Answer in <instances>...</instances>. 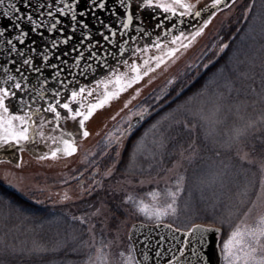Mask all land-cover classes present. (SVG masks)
Listing matches in <instances>:
<instances>
[{
  "label": "snow or ice",
  "instance_id": "6c2138e0",
  "mask_svg": "<svg viewBox=\"0 0 264 264\" xmlns=\"http://www.w3.org/2000/svg\"><path fill=\"white\" fill-rule=\"evenodd\" d=\"M82 2L83 0H56L55 5L52 0H48L47 3L38 2L33 10L36 13L35 17L32 13L21 12L15 3L8 5L11 12L5 9L4 16L12 20L14 27L20 31L12 38H7L6 30L0 29V38H4L3 43L10 46L7 48L8 55L5 59L9 64H18L14 69L16 74H12L13 69L3 66L4 75L0 79V149L17 148L23 152L28 144L35 145L38 142L47 144L51 141L53 145L61 146L50 148L39 157L40 160L57 161L72 157L78 150L77 137L90 136L86 122L98 109H102L133 85L139 84L162 65H166L170 60L174 61L181 49L190 48L196 38L203 34L217 11L230 8L236 0H231V3H228V0H211V3L203 7H198L199 0H196V3H192V0H135L137 12L150 11L154 19L157 12L163 16V19L154 25L152 32L137 26L134 29L135 35L130 29L134 19L139 18L143 23L142 16L137 17L132 11L133 0H118L119 7L123 10V18L118 17L117 23L122 27L117 30L112 24H105L100 20L108 34L99 31L97 33L99 39L93 36L89 25L82 23L78 16L87 15V8L93 5L104 10L107 0H100L99 3L97 0H91L85 11L78 12V6ZM3 4L4 0H0V5ZM255 6L256 0H251L245 12V20ZM24 7H31V0H25ZM45 8L48 9L46 13L42 11ZM111 14L116 15L115 7ZM205 14L208 15L207 19L203 18ZM64 17L68 18L71 25V35H67L68 25L60 27L61 18ZM169 18H172L170 27L165 24ZM261 20L264 22V13L261 14ZM16 21L27 23L32 32L41 36L43 33L38 31L40 29H46L49 33H65L63 39L51 38L47 43L51 49H58L61 45H70V48L60 55H56L48 47L38 51L32 44L28 46L29 51L21 50L17 48L14 40L23 45L29 32L23 30L21 24ZM186 23L192 28L187 33L183 27ZM77 33L80 39L73 42ZM153 35L155 39L142 42L144 37L150 38ZM227 48V43L221 45V51ZM153 51L155 54H152ZM12 54L16 55V59H10ZM53 56L56 62H52ZM46 70L51 71L50 77L45 75ZM33 73L36 74L35 83H30V75ZM82 78L88 82L82 84ZM92 81L95 83L89 87ZM176 84L177 80L170 79L164 94L158 99L164 100L170 94L168 89ZM139 95L140 92L137 91L133 99ZM13 102L16 105V112L11 111ZM130 103L131 101H128L125 107ZM151 114L147 107L132 112L122 124L107 134L105 148L113 153L114 163L105 171L103 177L112 175L115 165L120 162L123 142ZM68 120L78 121L76 132H69L63 127ZM156 127L157 125H152L153 129ZM183 127L187 128V124ZM233 132L232 140L235 143L242 144L251 137L259 142V151L264 153V116L259 120H247ZM140 147V142H137L134 154ZM161 147H164L163 142ZM255 151L256 143L252 144L251 152L243 147L236 151L241 165H255L260 174L259 181L258 184L250 181L240 194L238 202L229 206L216 218L215 222L221 227L211 228L194 224L182 231L173 228L171 223H163L170 215L175 216L178 211L179 198L184 191V177L178 175L175 177L174 185L166 186L162 192L152 193L154 203L151 207L134 195L127 194L125 202L132 205L136 213L143 214L146 220L153 223L151 226L144 223L132 225L127 235L126 246L117 245L115 238H107L103 229L98 241L94 231L95 224H89L84 216H73V220L88 225V239L81 240L71 251L77 255H80L84 248L88 251L84 253L85 259L82 262L65 261L64 264H153V261L154 264H213L208 237L212 233L219 237L221 228H227L229 232L222 245L219 243L216 245L218 256L216 264H264V156H253L252 153ZM188 158H191V154ZM97 175L99 170L93 175L91 186L80 180L83 172L73 179L81 185L83 192L91 195L93 191L103 186V179H96ZM252 175L255 177L256 173L253 172ZM65 183L69 181L65 180ZM63 199L69 200L71 197L65 192ZM0 202L10 209L14 207L13 200L5 195H0ZM161 227L172 233L171 240L174 243H171L167 250L164 248L163 238L151 243L150 232L153 228ZM145 228L149 229V234L144 233ZM137 234H144V239L139 240ZM77 239L73 237V242ZM68 243L60 242L51 249L34 244L27 250L5 244L0 246V264H12L10 257L22 255L42 261L45 254L66 249ZM138 243L144 247L138 248ZM119 247H123V250L113 252V248ZM153 252L154 256L150 254ZM165 257H168L167 260Z\"/></svg>",
  "mask_w": 264,
  "mask_h": 264
},
{
  "label": "trees",
  "instance_id": "16d2710c",
  "mask_svg": "<svg viewBox=\"0 0 264 264\" xmlns=\"http://www.w3.org/2000/svg\"><path fill=\"white\" fill-rule=\"evenodd\" d=\"M250 4L251 0H247L241 13L246 12ZM262 13L264 0H256V6L248 14V19H244V13L230 33L223 35V42L228 44V48L204 71L192 75L193 78L189 76V83L182 85L179 92H171L169 96L174 95L171 101L148 118L141 134L138 132L130 140L124 141L117 177L134 181L162 179L180 166L184 191L179 198L177 217H180L183 225L196 217L191 221L220 226L215 222L220 212H215V216L206 214L205 205H197L195 199L196 186L210 171H227L228 182L240 178L244 184L250 181L258 184V169L255 165H241L236 151L243 147L251 152L252 144L256 143L257 151L252 153L253 156H264L259 151V142L250 137L242 144H237L232 137L233 130L247 120H259L264 116ZM184 124H187V128L183 127ZM152 125L157 127L153 129ZM137 142H140L141 147L134 154ZM161 142L164 147H161ZM190 154L191 158H188ZM253 172L256 173L255 177ZM0 195L14 202L11 209L0 202V246L14 245L17 249L27 250L37 244L51 249L60 242H69L66 249L49 252L42 261L22 255L10 257L12 264L82 262L88 250L84 248L77 255L71 249L78 246L81 240L88 239V225H82L72 217L84 216L89 224H95L98 241L101 229L107 232L114 225V221L106 225L100 217H95L99 214L100 203L104 201L117 220L123 218L121 208L115 203L117 200H111L107 195L98 194L60 207L37 205L16 193L8 192L1 184ZM223 195L226 196V193L223 192ZM226 210L223 208L222 213ZM208 217H214V220ZM104 234L112 239V236ZM73 237L78 239L73 242Z\"/></svg>",
  "mask_w": 264,
  "mask_h": 264
},
{
  "label": "rangeland",
  "instance_id": "374dc122",
  "mask_svg": "<svg viewBox=\"0 0 264 264\" xmlns=\"http://www.w3.org/2000/svg\"><path fill=\"white\" fill-rule=\"evenodd\" d=\"M203 1L205 0H199V4ZM246 1L236 0L230 8L217 11L212 22L204 29L203 34L196 38L190 48L181 49L174 61L170 60L166 65H162L155 73L122 92L118 98L111 100L102 109H98L93 117L86 122L90 136L88 138L77 137L78 150L72 157L61 158L57 161L40 160L39 157L43 154L32 151L22 152L18 163L13 161L0 162V184H9L16 194L40 206H69L98 194L107 195L111 200H117L115 203L121 208L123 218L117 220L104 201L100 203L99 214L95 217H100L106 225L112 224L114 221L112 229L107 232L104 231V233L115 238L117 245L126 246L128 244L127 235L133 224L152 225L153 223L146 220L143 214L136 213L133 206L125 202L127 194L134 195L151 207L154 203L152 193L162 192L166 186L174 185L175 177L181 175L180 166L172 169L171 173L162 179L134 181L130 178L116 176L119 162L115 165L110 177H103L105 171L114 163L113 153L105 148L107 134L122 124L132 112L147 107L154 114L170 102L174 95H167L165 99L169 97V100L165 102V99H158L164 94L170 79L177 80V84L171 86L168 92H179L183 88L182 85L189 83L190 77L193 78L192 75H197L209 67L222 52L223 35H228L230 30L236 26L239 18L245 13V11L241 13V9L245 7ZM192 3H196V0H192ZM152 54L155 52L153 51ZM137 91L140 92V95L133 99ZM128 101L131 103L125 107ZM70 127L71 129L77 128L78 123ZM142 131L143 125L125 140H130L136 133L141 134ZM59 146L61 145H46L48 150ZM124 147L125 143L123 142L121 157ZM111 158L113 160L108 164L107 161ZM97 170H99V175L96 176V179H103V186L88 195L83 192L81 185L73 177L80 176V173L83 172L80 180L91 186L92 177L97 173ZM221 173L220 170H217V173L214 170L210 171L195 188L196 204L201 205L203 203L206 214L208 213L210 216H215L217 211L221 215L223 208L234 205L245 190L243 188L249 185L244 184L240 178L231 179L228 182L227 171L222 173L224 177L221 176ZM65 180L69 183H65ZM65 192L71 199H63ZM223 192L226 193V196L223 195ZM177 215L178 211L175 216L170 215L163 223H171L174 228H179L182 231L194 224H199L194 220L191 221V219L196 218L192 217L183 225V221ZM208 218L214 220V217ZM227 236L220 235L219 244L222 245ZM119 250H123V247L113 248V252Z\"/></svg>",
  "mask_w": 264,
  "mask_h": 264
},
{
  "label": "water",
  "instance_id": "95a60500",
  "mask_svg": "<svg viewBox=\"0 0 264 264\" xmlns=\"http://www.w3.org/2000/svg\"><path fill=\"white\" fill-rule=\"evenodd\" d=\"M38 2L39 3H47L48 1L47 0H31V7L25 8L24 7L25 0H4V4L0 5V29L6 30V37L7 38H12L16 34H18L20 31V29H16L14 27L12 20H9L7 17L4 16V11H5V9H8L9 3H15L17 5V7H19L21 9V12H23V13H32L33 10L36 8V5ZM99 2H100V0H97V3H99ZM134 2H135V0H133L132 11L134 13H136V5ZM52 3H54V5H55V1L52 0ZM90 3H91V0H83V2L78 6L77 11L78 12L85 11L86 6L89 5ZM209 3H211L210 0H207V1L205 0V1H203V3H201L202 5L199 4L198 7H203ZM228 3H231V0H228ZM114 7L116 9V15L111 14L112 9ZM8 10L10 12L12 11L11 9H8ZM53 10H54V8H53ZM42 11L45 12V11H48V9L45 8ZM88 16H90V18H87ZM136 16H137V14H136ZM118 17L123 18V10L119 7L118 0H107V4H106V7L104 10H100V9L96 8L95 5H93L92 7L87 8V15L79 18V20L82 21V23H87L89 25V27L91 28L92 33L95 35V38H99L97 35V33L99 31H104L105 34H108L106 29L103 27V25L100 24V20H103L105 22V24H112L113 27H115L117 30H120V28L122 26L117 23ZM203 18L207 19L208 15L205 14ZM61 19L65 20L64 18H61ZM186 20H187V18H186ZM16 23H20L21 28L23 30L29 32V36L26 38L25 43L23 45L19 44L17 41L14 40V43L17 44V48H19L21 50H24L26 52L29 51L28 46L30 44H32L34 47L37 48L38 51H42L44 47H48L51 51H54L56 53V55H60L63 51L68 50L70 48V45H68V46L61 45L60 48H58V49H51L50 44L47 43V40L51 39V38L59 37L60 39H63L65 33H61V32L49 33V32H47L46 29H40L38 31L43 33V36H41L38 33L32 32L30 26L27 23H24L23 21H16ZM65 25H67V24H63V26H65ZM135 25H136V19H134V23H133L130 30H133ZM183 26H184L186 33L192 30V28L187 23ZM77 27L79 28L80 26L77 25ZM67 35H71V25L70 26L68 25ZM78 38H79V33H77V35L73 38V40H76V39L78 40ZM3 40H4V38H0V79H2L3 75H4L3 70H1V68H3V66H7V67L13 69L12 74H16L14 72V69L16 66H18V64L17 65L9 64L8 60L5 59V56L8 55L7 48H9L10 46L3 43ZM33 42H35V43L33 44ZM10 59H16V55L12 54ZM52 62H56L55 56L52 57ZM122 70H123V68L121 69V71ZM47 73L49 75H51L50 70H47ZM33 78H34V76H33ZM94 83H95V81H92V83H90V84L93 85ZM76 123H78V121H76V122L70 121L69 125H66L65 129L69 132H73V133L76 132L78 130V127L72 128V129L70 127ZM49 144L51 145L52 143H49ZM46 145H48V143ZM46 145H43L42 147H45L46 149H48L46 147ZM18 157H19V155H18V149L17 148L0 149V160H9V161H13L14 163H16L19 159ZM3 187L9 192H14L13 188L9 184L3 185ZM136 224H141V223H136ZM149 226H151V225H149ZM204 227H208V226H204ZM211 228H214V227H211ZM144 233L149 234V229L145 228ZM177 235H179V234H177ZM150 236H151V243H155L156 240H160L161 238H163L165 250H167V248L169 247V245L171 243H174V241L171 240L172 233L168 229L163 228V227H161L159 229L153 228L152 231L150 232ZM137 237L139 240H143L144 234H137ZM208 240H209L208 247H209L210 256H211V259L213 261V264H216V261L218 260L217 248H216V245L218 244V237L216 236L215 233H212L209 235ZM137 247L142 248V247H144V245L138 243ZM150 254L154 256V252L150 253ZM167 258L168 257H165V260H167ZM153 264H154V261H153Z\"/></svg>",
  "mask_w": 264,
  "mask_h": 264
},
{
  "label": "flooded vegetation",
  "instance_id": "af4514ba",
  "mask_svg": "<svg viewBox=\"0 0 264 264\" xmlns=\"http://www.w3.org/2000/svg\"><path fill=\"white\" fill-rule=\"evenodd\" d=\"M47 1H48V0H47ZM53 1L56 2V0H53ZM134 3H135V2H134ZM53 4H54V3H53ZM135 5H136V4H135ZM53 11H54V10H53ZM46 12H47V11H45V13H46ZM32 14L34 15V17L36 16V13H35L34 11L32 12ZM136 14H137V17L142 16L143 23H141V20H140L139 18H137V19H136V25H135V27H137V26H139V27H144V28H146L147 31H149V32H152V31H153V29H154V25L157 23L158 20H162V19H163V16H161L159 12L156 13V19L153 18V13H151L150 11H144V12H142V13H139V12H137V10H136ZM79 18H81V17L78 16V19H79ZM85 18H86V17H85ZM87 18H90V16H88ZM64 19H65V20H62V24H61L60 27H63V24H67V25L70 26L69 20H68L66 17H64ZM171 22H172V18H169V20H166V21H165L166 26H169V27H170ZM97 27H98V26H97ZM135 27H134V29H135ZM183 27H184V26H183ZM134 29H133V30H130V31L132 32L133 35H135V31H134ZM92 34H93V33H92ZM93 36L95 37L94 34H93ZM79 39H80V37L78 38V40H77V39H76V40H73V42H78ZM97 39H99V38H97ZM149 39H155V36L153 35V36L150 37V38H149V37H144V40H143L142 42H146V41L149 40ZM101 42L104 43L103 41H101ZM105 46H106V47H109L108 45H105ZM1 70H3V68H1ZM26 74H27V73H26ZM45 75L50 76V75L47 73V70H46V72H45ZM33 76H34V78H33ZM35 76H36L35 73H33V74L30 75V83H35ZM87 82H88L87 80H85V79H83V78L81 79V83H82V84H83V83H87ZM91 86H92V85L89 84V87H91ZM11 111H12V112H16V111H17V109H16V105H15V102H13V105H12ZM21 114H22V113H21ZM70 121H71V120H68L66 123H64V124H63V127L65 128L66 125H69ZM49 143H51V141H49L48 144H49ZM43 145H46V144H44V143H40V142H38V143L35 144V145H33V144H28V145H26V150H25V151H34V152H36V153H38V154H43L44 152L48 151V149H46L45 147H42ZM18 153L21 155L22 152H20V151L18 150ZM216 227H221V226H216ZM228 232H229V230H228L227 228H221V235L226 236V235H228Z\"/></svg>",
  "mask_w": 264,
  "mask_h": 264
}]
</instances>
